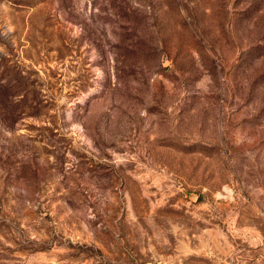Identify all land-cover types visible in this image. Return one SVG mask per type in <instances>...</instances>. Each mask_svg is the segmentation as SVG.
Masks as SVG:
<instances>
[{
    "label": "rangeland",
    "instance_id": "obj_1",
    "mask_svg": "<svg viewBox=\"0 0 264 264\" xmlns=\"http://www.w3.org/2000/svg\"><path fill=\"white\" fill-rule=\"evenodd\" d=\"M0 264H264V0H0Z\"/></svg>",
    "mask_w": 264,
    "mask_h": 264
}]
</instances>
